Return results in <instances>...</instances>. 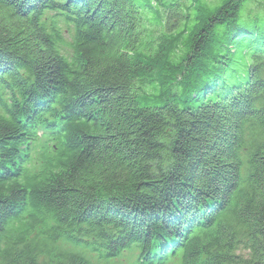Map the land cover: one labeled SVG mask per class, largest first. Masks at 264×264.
<instances>
[{
    "label": "trees",
    "instance_id": "obj_1",
    "mask_svg": "<svg viewBox=\"0 0 264 264\" xmlns=\"http://www.w3.org/2000/svg\"><path fill=\"white\" fill-rule=\"evenodd\" d=\"M133 250L264 264V0H0V264Z\"/></svg>",
    "mask_w": 264,
    "mask_h": 264
},
{
    "label": "rangeland",
    "instance_id": "obj_2",
    "mask_svg": "<svg viewBox=\"0 0 264 264\" xmlns=\"http://www.w3.org/2000/svg\"><path fill=\"white\" fill-rule=\"evenodd\" d=\"M183 46L184 45L181 43L177 47V50L175 52L178 53V52L184 50ZM59 246L69 247L65 243H59ZM85 255L87 258H89L93 262V264H103V263H100L97 261V258L95 257V255L89 254V253H86ZM135 261H136V255H133L132 253H130V255L125 254L124 256H122L120 258H116V259L109 261V264H137V261L136 262ZM169 264H179V263H178V261L173 260Z\"/></svg>",
    "mask_w": 264,
    "mask_h": 264
}]
</instances>
